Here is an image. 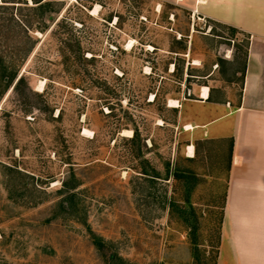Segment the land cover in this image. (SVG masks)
Instances as JSON below:
<instances>
[{
  "label": "rangeland",
  "instance_id": "obj_1",
  "mask_svg": "<svg viewBox=\"0 0 264 264\" xmlns=\"http://www.w3.org/2000/svg\"><path fill=\"white\" fill-rule=\"evenodd\" d=\"M52 1L50 18L0 14V58L24 78L0 86V264H216L229 140L187 130L219 110L184 100L236 103L249 37L158 0ZM11 12L74 31L24 33ZM73 35L86 60L63 49Z\"/></svg>",
  "mask_w": 264,
  "mask_h": 264
},
{
  "label": "crops",
  "instance_id": "obj_2",
  "mask_svg": "<svg viewBox=\"0 0 264 264\" xmlns=\"http://www.w3.org/2000/svg\"><path fill=\"white\" fill-rule=\"evenodd\" d=\"M158 1L249 37L238 101L216 96L208 87L207 99L202 100L200 90L199 100L184 103L219 112L202 121L188 117L191 121L185 126L203 130L208 137L209 129L217 126L209 140H229L216 264H264V0ZM224 121L230 122L228 133L218 129ZM188 146L193 145L186 151ZM188 158H195V148Z\"/></svg>",
  "mask_w": 264,
  "mask_h": 264
},
{
  "label": "trees",
  "instance_id": "obj_3",
  "mask_svg": "<svg viewBox=\"0 0 264 264\" xmlns=\"http://www.w3.org/2000/svg\"><path fill=\"white\" fill-rule=\"evenodd\" d=\"M30 1L32 2V6L27 7V0H0V11H2V12H0V14L3 13L2 15H4V12H6V11H13V10H19L20 11L21 8H29L30 11H35L39 15H42V16L47 15L48 16L47 18H50V15L54 12L52 10H54L56 8V4H57L55 1H52V0H30ZM76 9L78 10V12L80 14H85V16H87L88 18H91V16H89L87 14V11H91L92 7H90V6L86 7L83 4H79V5H77ZM54 14H56V12H54ZM2 15H0V16H2ZM9 16L11 19L10 21H14L16 19L15 20V21H17L16 25L21 27V29L23 30L24 33H28L29 31H31L32 29H35V28H37L41 32L45 31L48 29L49 23L51 21L53 22V19H50L48 21L49 23L47 25L45 23L47 21L44 19V23H42V25H40L39 23L35 24L29 20H21L16 15H13V12H11V14H9ZM1 19H2V17H0V27L2 26V23H3ZM77 20H80V19H77ZM77 20L75 22H77ZM56 21H57V19L52 23L53 24L52 30H54V28H56L58 30V33H61L64 31V28L67 26L68 29H67V27L65 29H67V31L69 33L73 34V31H74V27L72 26L73 21L70 24H68V23H66L67 19H65L63 17H61L57 22ZM220 27L226 28L223 26H220ZM60 29H62V30H60ZM226 29L230 30L232 35L234 33H237V31L235 29H232V28H226ZM211 30H213V29H211ZM73 36H74V40H71L70 36H67L69 39L65 38L66 43H64L65 46L63 47V49L66 48V51L70 50L74 59L76 58V59L86 60V58H84L83 52L81 51V47H80V43H79L78 39L75 37V35H73ZM182 49H184L183 54H185L186 48L183 47ZM171 52L175 53V54L180 53L178 51H171ZM246 54H247V48H246V51L244 54V58H245L244 59V65H245V60H246ZM92 58H93V56L90 57V59H92ZM244 65H243V69H242V74H244ZM176 70H177V66H176V63H174L173 73H175ZM23 82H24V78L22 76L18 77V73H17L16 69H13V68L8 69L7 66H5L3 64V61L0 58V86L2 88V91L4 92V91H7L9 89H12V91L17 92L21 83H23ZM174 110H177V109H174ZM57 118H59V116ZM134 138H135V133H134V136L131 138V140H133ZM75 188H76V185L69 187L68 185L63 183V190L66 192L72 191ZM61 192L62 191H59V193H61ZM71 198L74 199L75 195L73 193H71V194L68 193L63 198V201L67 202L69 204L68 201H70ZM94 242H95V246L98 249L103 248V244L99 239L95 238ZM109 260L110 261L108 264H129V263H125L121 258L117 257L114 253L110 256Z\"/></svg>",
  "mask_w": 264,
  "mask_h": 264
},
{
  "label": "bare ground",
  "instance_id": "obj_4",
  "mask_svg": "<svg viewBox=\"0 0 264 264\" xmlns=\"http://www.w3.org/2000/svg\"><path fill=\"white\" fill-rule=\"evenodd\" d=\"M92 13L93 14H96L97 13V8H95L93 11H92ZM131 44V43H130ZM201 96V99L203 100V99H207V96H208V88L207 87H202L201 88V94H200ZM169 105H170V107H174V108H178L179 107V103H178V101H176V100H170L169 101ZM186 129L187 130H189V129H191V126H189V125H187L186 126ZM187 156L188 157H193L194 156V148H193V146H188L187 147Z\"/></svg>",
  "mask_w": 264,
  "mask_h": 264
}]
</instances>
